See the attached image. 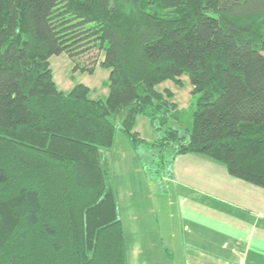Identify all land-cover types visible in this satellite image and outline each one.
I'll use <instances>...</instances> for the list:
<instances>
[{
  "label": "trees",
  "instance_id": "obj_1",
  "mask_svg": "<svg viewBox=\"0 0 264 264\" xmlns=\"http://www.w3.org/2000/svg\"><path fill=\"white\" fill-rule=\"evenodd\" d=\"M110 70L109 96L58 89L50 59ZM189 78L191 129L166 82ZM164 130L264 188V0H0V264H128L103 150L116 122ZM166 134V135H165Z\"/></svg>",
  "mask_w": 264,
  "mask_h": 264
},
{
  "label": "rangeland",
  "instance_id": "obj_2",
  "mask_svg": "<svg viewBox=\"0 0 264 264\" xmlns=\"http://www.w3.org/2000/svg\"><path fill=\"white\" fill-rule=\"evenodd\" d=\"M50 63L59 90L67 93L82 83L90 88L91 98L106 99L109 96V69L97 66L92 74L74 72V64L66 54L51 57ZM182 79V84L166 81L157 89L172 92V100L183 111L184 121L180 124L174 120L170 126L178 128L179 134L186 136L187 129H191L196 97L192 94L193 86L189 78L184 76ZM135 130L146 142H137L134 146L116 122L114 146L102 153L108 163L110 181L117 196L119 217L127 236L128 264H146L148 261L143 259L145 256L140 252V238L149 241L150 237L156 235L158 241L156 246H151V252L160 254L164 248L171 247L172 236H175L174 239L185 237L186 231L183 228H186L189 220H203L199 216H194L193 219L188 217L189 208L201 205L203 200L192 191L187 195L188 188H212L220 194V189L228 187L221 179L223 176L217 172L213 187H207L208 184L202 183V180L198 182L199 180L184 173L181 166L186 158L174 159V149L160 143L164 130L157 132L148 118L138 116ZM219 165L222 169H227L223 164Z\"/></svg>",
  "mask_w": 264,
  "mask_h": 264
},
{
  "label": "crops",
  "instance_id": "obj_3",
  "mask_svg": "<svg viewBox=\"0 0 264 264\" xmlns=\"http://www.w3.org/2000/svg\"><path fill=\"white\" fill-rule=\"evenodd\" d=\"M183 158L186 162L181 169L189 177L213 187L217 172L228 188L220 189V194L212 188H188L187 195L192 191L203 198L201 205L189 208L188 217L203 220H189L183 228L188 236H172L171 247L160 254L151 252L158 241L156 235L149 241L140 238L146 264H264V189L233 177L208 157L186 154L174 159Z\"/></svg>",
  "mask_w": 264,
  "mask_h": 264
}]
</instances>
